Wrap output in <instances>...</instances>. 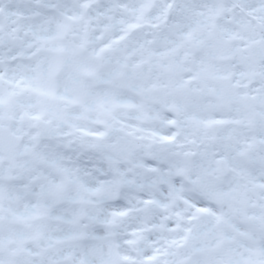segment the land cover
Masks as SVG:
<instances>
[{
  "label": "snow or ice",
  "instance_id": "snow-or-ice-1",
  "mask_svg": "<svg viewBox=\"0 0 264 264\" xmlns=\"http://www.w3.org/2000/svg\"><path fill=\"white\" fill-rule=\"evenodd\" d=\"M0 264H264V0H0Z\"/></svg>",
  "mask_w": 264,
  "mask_h": 264
}]
</instances>
